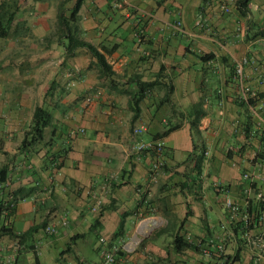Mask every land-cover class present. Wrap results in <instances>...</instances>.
<instances>
[{
    "label": "crops",
    "instance_id": "0c3cea01",
    "mask_svg": "<svg viewBox=\"0 0 264 264\" xmlns=\"http://www.w3.org/2000/svg\"><path fill=\"white\" fill-rule=\"evenodd\" d=\"M64 1L19 0L10 34L0 38V169L7 168L0 264L15 249L13 264H97L100 239L119 244L143 218L157 224L136 249L119 251L118 264H251L225 199L245 205L246 172L254 191L264 192V0H248L244 11L235 3L229 12L221 0H84L77 33L109 48L112 76L87 50L66 53L57 34ZM244 56L245 82L257 93L252 107L235 75V59ZM147 82L153 85L142 90ZM41 104L52 124L24 149ZM140 125L146 130L135 134ZM173 126L161 137L165 164L153 178L156 156L135 146ZM200 155L203 171L194 182ZM96 199L102 205L94 211ZM46 219L58 223L57 233L38 227ZM122 219L124 235L112 239ZM178 232L203 240L200 251L177 252ZM19 234H27L20 244ZM210 240L225 243L223 254L205 253Z\"/></svg>",
    "mask_w": 264,
    "mask_h": 264
},
{
    "label": "built area",
    "instance_id": "2783aa9c",
    "mask_svg": "<svg viewBox=\"0 0 264 264\" xmlns=\"http://www.w3.org/2000/svg\"><path fill=\"white\" fill-rule=\"evenodd\" d=\"M222 9L226 12L232 10V5L236 3L237 0H221ZM122 1L116 2L117 6H121ZM199 25H202L199 22ZM139 41H142V37L139 36ZM250 62L248 56H244L241 59H235V75L238 82V87L240 90V98L245 102H248L250 107V99L256 96V91L246 84L244 79V67ZM91 98L88 97V101ZM256 112L255 108H252ZM146 130L145 125H140L134 128L135 134H142ZM83 131V130H82ZM135 150L137 152H149L156 156L154 162L150 168V174L153 178H156L160 170L165 164L164 154L166 151L165 143L163 139L156 138L146 141H140L136 144ZM245 179H248L249 182L246 185V200L245 205L243 206L237 200L227 197L225 199V205L228 211V219L231 222L232 226H236L240 232L241 239L245 242L248 248L251 251V264H261L264 260V192L254 191L253 180L251 179L250 173H244ZM255 193V201H251V194ZM250 203H252V208H250ZM12 204V203H11ZM102 205L100 199H96L93 204L92 209L97 211ZM13 206V205H12ZM14 208V207H12ZM149 219V218H148ZM147 219L141 220L138 225L136 233L127 241L120 242L119 244H110L108 239L102 237L101 242V260L97 264H118V253L120 250H134L136 249L143 239V237L149 235L154 226L157 224L147 223L145 226L142 225ZM67 220L64 219L63 223H66ZM45 231L48 234H55L58 231V223L51 222L45 227ZM19 241V240H18ZM211 247H206L204 249L205 253L208 256H211V251L223 254L225 248L224 242L216 243L215 240H210ZM19 243V242H18ZM20 246V245H18ZM17 255V249L9 255L6 259L7 264H13ZM82 264H91L88 261H83ZM216 264H224V262L218 261Z\"/></svg>",
    "mask_w": 264,
    "mask_h": 264
},
{
    "label": "trees",
    "instance_id": "16d2710c",
    "mask_svg": "<svg viewBox=\"0 0 264 264\" xmlns=\"http://www.w3.org/2000/svg\"><path fill=\"white\" fill-rule=\"evenodd\" d=\"M11 0H0V38H6L10 34L11 28L13 26V21L16 16V13L19 9V0H13V3L10 2ZM68 0H65L62 3V6L59 7L57 13V34L62 38L66 53L68 55H72L75 51L79 48L87 50L93 58H95L97 64L100 66V71L105 76H112L114 71L112 66L109 64L106 53L110 50L109 48L103 46L99 48L98 46L94 45L93 43L89 42L88 40L82 38L77 33L78 21H79V11L84 3V0H75L73 6L67 7ZM248 0H237L236 6L239 10L244 11L247 9ZM138 34L140 32L138 31ZM145 85V87H143ZM153 85V82L141 83L142 90L147 88L148 86ZM170 95H168L169 97ZM197 117L196 120H193L192 123L197 125L199 122L200 116L203 112H199V106L197 107ZM53 115L51 110L46 107L45 105L41 104L35 108L33 118L30 124L28 131L25 133L24 138L21 142V147L26 149L28 147H32L38 144L45 136V129L49 125L52 124ZM176 126L170 127L168 130L160 134L158 137L161 138L165 136L169 131L174 129ZM202 163H203V156L200 155L196 159L195 169H194V182L197 181V178L202 174ZM59 166V164H56ZM5 173V175H1V180L4 181L6 179L7 168L0 169V173ZM253 202V201H252ZM13 205V206H12ZM16 205V199L12 201V204H9L8 207L4 208L5 211L8 209H12ZM252 203H250V208ZM3 208L0 206V212ZM48 220H44L38 227H45L48 225ZM124 222L125 220L122 219L118 226V229L112 235V239H116L122 235H124ZM234 230L238 233V228L234 226ZM27 234H19L16 235L18 238L19 244L22 242V239L25 238ZM75 238H72V240ZM72 240L69 242L68 247L70 248L72 245ZM241 241H243L241 239ZM205 242V241H204ZM173 243L175 245V249L177 252L183 251L187 248H193L194 250L200 251V245L203 243V240H194L188 239L186 237V232L184 233H176L173 239ZM207 247H211L210 242L207 241ZM211 256L216 258L213 254V250L211 251Z\"/></svg>",
    "mask_w": 264,
    "mask_h": 264
},
{
    "label": "rangeland",
    "instance_id": "374dc122",
    "mask_svg": "<svg viewBox=\"0 0 264 264\" xmlns=\"http://www.w3.org/2000/svg\"><path fill=\"white\" fill-rule=\"evenodd\" d=\"M143 219H148V218H143ZM141 220L142 219H140L139 220V223L141 222ZM138 223V224H139ZM133 226H134V223L133 222H129L128 224H127V226H126V228L128 229V231H131L132 230V228H133ZM155 227V226H154ZM93 239H95V235L94 234H92V236H91ZM122 237V236H121ZM120 237V238H121ZM123 239V238H122ZM130 239V237H125V241H127V240H129ZM99 244V243H98Z\"/></svg>",
    "mask_w": 264,
    "mask_h": 264
},
{
    "label": "bare ground",
    "instance_id": "6f19581e",
    "mask_svg": "<svg viewBox=\"0 0 264 264\" xmlns=\"http://www.w3.org/2000/svg\"><path fill=\"white\" fill-rule=\"evenodd\" d=\"M147 223L155 224V223H157V219L156 218H149L146 221H144L142 223V225L145 226Z\"/></svg>",
    "mask_w": 264,
    "mask_h": 264
}]
</instances>
